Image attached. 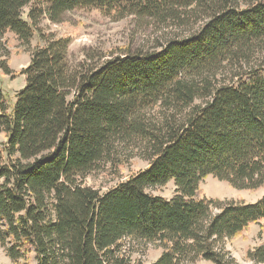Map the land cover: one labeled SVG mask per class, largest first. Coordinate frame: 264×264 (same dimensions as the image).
<instances>
[{
    "label": "trees",
    "instance_id": "obj_1",
    "mask_svg": "<svg viewBox=\"0 0 264 264\" xmlns=\"http://www.w3.org/2000/svg\"><path fill=\"white\" fill-rule=\"evenodd\" d=\"M31 1L0 0V69L14 77L7 32L30 55L12 106L0 88V248L11 262L142 264L130 240L161 250L150 264H236L226 241L257 224L246 259L264 264V0H44L23 19ZM76 9L145 21L156 43L84 49L73 64L71 36L40 21ZM135 159L146 166L131 169ZM104 170L106 191L84 183ZM207 176L263 194L209 199ZM169 182V199L148 191Z\"/></svg>",
    "mask_w": 264,
    "mask_h": 264
},
{
    "label": "rangeland",
    "instance_id": "obj_2",
    "mask_svg": "<svg viewBox=\"0 0 264 264\" xmlns=\"http://www.w3.org/2000/svg\"><path fill=\"white\" fill-rule=\"evenodd\" d=\"M30 8L44 9V0H32L31 3L23 9V19H26ZM41 27L45 31L66 33L71 36L72 41L69 46V60L76 63L81 60L82 50L90 49L92 52H107L114 47L131 46L132 48L154 46L158 29L148 25L147 22L135 18H126L121 21H111L105 15L91 9H76L67 14L64 22L61 24H52L46 17L40 21ZM6 49L9 52L10 69L14 77L3 74L0 69V88L8 100L10 106L15 102V97L24 86V77L15 76L22 68L26 67L30 60V55L20 45L16 35L7 32L4 35ZM38 44V37L34 36L31 45ZM3 53L0 50V61L3 59ZM4 141V135L0 132V144ZM131 169H143L146 162L133 160ZM124 171V170H123ZM122 171V172H123ZM128 170L123 172V175ZM114 179L107 171H94L84 181V183L101 192L106 191L114 184ZM173 182H169L162 187L150 188L148 191L158 197L169 199L175 194ZM203 195L209 199L220 201L235 200L254 202L263 194V190L255 192L234 188L226 182L219 181L212 176L204 178L200 184ZM259 227L257 224L250 225L246 232H243L237 239L226 241L225 250L229 256L234 259L236 264H252L246 259V251L257 246L260 240L257 237ZM124 247L132 263L150 264L154 262L161 250L152 243H140L126 240ZM0 264H13L6 256L4 250L0 248ZM191 264H213L210 261L198 259Z\"/></svg>",
    "mask_w": 264,
    "mask_h": 264
}]
</instances>
